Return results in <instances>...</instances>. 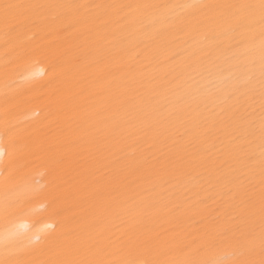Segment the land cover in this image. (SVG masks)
I'll return each instance as SVG.
<instances>
[{
    "label": "snow or ice",
    "instance_id": "snow-or-ice-1",
    "mask_svg": "<svg viewBox=\"0 0 264 264\" xmlns=\"http://www.w3.org/2000/svg\"><path fill=\"white\" fill-rule=\"evenodd\" d=\"M162 8L181 10L191 18L190 24L206 32L205 39H215L217 30L233 38L240 37L233 47L240 44L251 47L258 39V61L253 57L245 71H237L236 66L228 65L224 69L229 72L227 87L199 95L197 108L202 104L203 111L194 127L202 131L187 143L184 142L185 136L193 130L189 127L191 113L176 114L173 120L172 114L167 112L168 106H157L156 97L147 95L146 81L137 79L131 68L128 78L102 102L101 110L95 114L99 119L89 117L76 123L69 136L58 138L56 142L50 141L40 127L20 129L6 120L0 127V175L5 185L4 199L0 203V216L4 223V231L0 234V251L3 253L0 264H264V0H259L258 4L190 3L172 6L4 3L0 5V27L5 44L11 45L13 61L34 69L30 90L48 98L45 118H51L60 126L66 124L69 114L76 111L78 93L74 89L79 81H62L58 74L69 65L74 66L77 57L71 49L51 42L36 48L18 44L14 34L24 27L39 31L43 26L48 29L47 34L75 29L95 33L103 40L106 30L114 25L115 31L123 34L121 47L127 48L138 46V37L131 30L137 22V14L150 12L158 17ZM257 24L259 32L256 31ZM154 28L155 22L144 25L139 31L147 33ZM100 51L103 54L111 52V49ZM200 51L193 50L190 59L195 58L201 67H215V51L210 50L203 56ZM41 56L51 58L48 70L53 75L45 83L39 82L43 69L38 67L37 58ZM257 62L258 76L255 70ZM208 72L211 75L212 69L209 68ZM199 74L203 76V72ZM6 88H11V84H6ZM198 93H201L200 89L190 95ZM21 95H9L6 91V108ZM136 100L143 107L138 108L134 103ZM234 100L249 107L258 102L261 116L258 129L254 121L249 122L246 128L248 137H255L258 132L259 154L251 148L246 151L243 157L246 163L241 169L234 167L231 158H224L223 149L215 159L202 154V151L212 152L216 148L214 143L204 147L210 138L209 122L212 121V127L223 123V117ZM174 103H187L191 108L186 97H178ZM153 111L155 115L150 116ZM142 112L146 116L145 122L138 126ZM203 112L208 115H203ZM178 127L185 128L179 137L173 132ZM81 131L86 135L76 134ZM132 138L136 143H148L147 151L155 149L161 155L149 161L147 157H138L134 153L125 154L118 157L123 162L111 174H104L102 167L88 172L90 162L100 163L109 155L123 152L122 143ZM239 139V136H233L230 143L236 144ZM77 146L82 151L74 152ZM202 168L213 170L209 183L214 180L219 187L222 204L226 206L225 215L239 218L243 227L234 228L216 221L207 229H197L187 235L181 231H174L171 236L150 235L154 231L153 225L165 216H172L180 207L172 196L148 195L163 187L157 178L162 174L183 176ZM257 174L258 192L253 182ZM89 175L94 178L84 189L80 188L83 179ZM45 179H48L56 227L52 234L31 241L12 224V217L17 214V202L10 194L31 193ZM70 179L77 182L71 189L67 187ZM83 190H87L89 199L95 201L87 224L66 216L59 207ZM172 204L175 207H170ZM174 219L177 224L182 222L179 216ZM114 227L121 229L120 235L116 234ZM257 247L259 259L256 258ZM113 248L138 251L144 258L117 261L101 258ZM44 256L48 258H40Z\"/></svg>",
    "mask_w": 264,
    "mask_h": 264
},
{
    "label": "bare ground",
    "instance_id": "bare-ground-1",
    "mask_svg": "<svg viewBox=\"0 0 264 264\" xmlns=\"http://www.w3.org/2000/svg\"><path fill=\"white\" fill-rule=\"evenodd\" d=\"M4 3H34V4H155L162 6H172L179 4H239V3H259V0H0V5ZM191 18L181 13L179 9L162 8L159 10L158 17H154L150 12L138 13L137 22L132 27L138 37V46L130 45L127 48L121 47L122 33L116 32V26H110L106 32V37L101 40L95 33L89 34L82 30H71L70 32H52L40 26L36 28L24 27L14 38L18 44L39 47L41 44L54 45L71 49L77 57L75 65H69L59 72L60 80L72 82L79 81L74 91L78 93L75 98L77 105L76 111L69 114L66 124L57 126L51 118H45L46 105L48 98L41 93L30 90V79L34 69L29 65L19 64L13 61L10 55L11 45L5 44L2 27H0V127H3L5 121L16 124L20 129L31 130L34 127H40L48 135V139L56 142L58 138H63L71 134V128L76 123L88 120L89 117L99 119L95 114L101 110L102 102L106 101L111 91L115 90L119 84H122L128 78L129 69L134 70L137 79L146 81V90L148 96H155L157 106L167 105V112L172 114L175 120L176 114L190 112L191 123L189 127L193 130L185 136L184 142L201 133V129L194 127L201 118L203 105L197 108L199 95L207 93L209 90L226 88L229 72L224 71L228 65L236 66L237 71H245L249 61L259 57V40L251 47L243 44L237 45L239 36L233 38L231 35L223 34L217 30L215 39H205L206 32L197 30L189 23ZM155 22V28L149 29L147 33L139 31L144 25ZM211 27V26H210ZM259 32V24L256 26ZM100 49H111V52L101 53ZM193 50H202L200 55L215 51L213 65L199 66L195 58L190 59V53ZM231 58V59H229ZM38 67L43 69L39 78L40 83L48 81L53 73L48 70L51 63L50 57L41 56ZM7 64V66H6ZM212 69L209 75L208 69ZM194 69H196L194 71ZM256 74H259V64H256ZM203 72V76L199 73ZM6 84H11V88H6ZM258 87V81H257ZM197 89L201 90L196 96ZM9 95L22 93L16 102L9 104L6 108L4 104L5 92ZM178 97H186L188 103L176 104L174 101ZM137 107H143L139 100L134 101ZM220 111L219 108L216 109ZM235 114V115H233ZM154 116L155 112H151ZM203 115H208L203 112ZM145 113H141V119L137 122L138 126H143L145 122ZM259 103L249 107L242 102L233 101V106L223 117V123L212 127V121L209 122L210 138L204 147H209L213 143L216 148L212 152H203L204 156H211L215 159L216 154H220L223 149L225 159H230L236 169L243 168L246 163L243 159L245 152L250 148L259 154V136L248 137L246 128L249 122L254 121L258 129L260 123ZM207 131V129L205 130ZM175 136L179 137L185 132L184 127L173 129ZM77 135H86L83 131ZM233 136H239L236 144H231ZM150 143V141H149ZM197 146L199 142L197 141ZM148 143H136L135 138L122 143L123 152L117 155H109V158L100 163H89L87 170L94 172L97 167L103 168L104 174H111L115 167H118L122 160L118 157L125 154H135L138 157H147L153 161L161 153L153 149L147 151ZM196 149L194 148L193 151ZM74 152H80L82 149L77 146ZM87 153L85 152V156ZM81 157H77L80 159ZM6 159V157H5ZM115 161L116 163H113ZM104 165H107L104 167ZM2 170V169H0ZM213 170L208 168L198 169L196 172H190L183 176L164 175L158 177V181L163 185L155 193H148L150 196L159 197L163 194L165 197L172 196L175 204H179V209L172 216H165L159 220L150 235L157 233L171 236L174 231H181L185 235L193 233L197 229L204 230L212 226L216 221L222 225L227 224L234 228H242L243 222L239 219H233L225 215L226 206L222 204L219 187L213 180L209 183ZM239 174V173H237ZM89 175L79 185L84 189L85 185L93 179ZM259 191V175L253 180ZM77 182L69 181L70 189ZM247 183V180H245ZM48 179L34 187L31 193H12V198L17 202V214L12 217V224L18 232L23 233L31 241H36L46 234H52L56 227V219L53 216V204L51 202L50 188ZM174 194V195H173ZM5 195V185L3 176L0 175V203ZM167 202V201H165ZM175 204L170 207H175ZM68 217L87 224L91 213L95 207V201L89 199L87 190L79 192L78 195L59 206ZM181 217L182 222L177 224L174 217ZM117 223H119L117 221ZM4 231L3 218L0 216V234ZM59 231V229H57ZM117 235L121 234V229L115 228ZM190 238V237H189ZM39 247V246H37ZM3 253L0 251V257ZM47 259V256L40 257ZM101 258L109 260H140L144 256L138 251H120L111 249ZM256 258L259 259V248L257 247Z\"/></svg>",
    "mask_w": 264,
    "mask_h": 264
}]
</instances>
